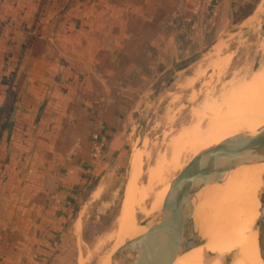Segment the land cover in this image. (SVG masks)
<instances>
[{"label": "crops", "instance_id": "0c3cea01", "mask_svg": "<svg viewBox=\"0 0 264 264\" xmlns=\"http://www.w3.org/2000/svg\"><path fill=\"white\" fill-rule=\"evenodd\" d=\"M250 3L0 0V264H73L84 211L124 171L136 105Z\"/></svg>", "mask_w": 264, "mask_h": 264}, {"label": "rangeland", "instance_id": "374dc122", "mask_svg": "<svg viewBox=\"0 0 264 264\" xmlns=\"http://www.w3.org/2000/svg\"><path fill=\"white\" fill-rule=\"evenodd\" d=\"M251 10L252 13L246 19L233 20V23L218 29V33L207 36L200 50L187 53L172 69L158 76L150 89L152 95L144 97L136 105L129 127L130 146L124 171L116 187L111 189L110 196L94 200L84 211L81 231L75 236L73 264H116L112 257L129 241L124 238L121 240L123 243L116 242L115 233L126 184L132 171L131 156L137 159V188L148 185L150 174L155 177L160 174L163 183L169 181L170 184L196 153L185 147L179 148V141L184 140L179 138L180 131L183 133L182 129H185L189 132L195 123L205 129L211 121L210 117L213 118L221 107V93L231 83L244 84L249 90L252 89L258 70L264 69V0H252V3L242 5L238 15ZM229 130V134L237 131ZM211 146L200 148L198 153ZM167 148H170L169 151ZM157 162H160L159 165ZM160 188L152 186L150 191ZM263 189L264 185L259 198ZM149 192L139 200V204L147 210L152 202ZM135 217L140 227L147 225L148 229L153 224L151 218L140 213L137 208ZM193 228L199 230V226ZM255 228L258 231L257 220ZM230 260V257L222 256L220 264H230Z\"/></svg>", "mask_w": 264, "mask_h": 264}, {"label": "bare ground", "instance_id": "6f19581e", "mask_svg": "<svg viewBox=\"0 0 264 264\" xmlns=\"http://www.w3.org/2000/svg\"><path fill=\"white\" fill-rule=\"evenodd\" d=\"M221 95V107L213 118L210 117L211 121L205 129H201L198 123H195L189 132L185 129H182L183 133L180 131L179 138L184 140L175 138L177 141L180 140L179 148L195 150L196 156L200 148L210 145L213 147L238 134L255 136L264 127V69L258 70L252 89L249 90L244 84L231 83ZM229 129L237 131L229 134L228 132H231ZM135 157L131 156L132 171L116 222V242H122L124 238L133 239L147 231V225L138 226L135 220V208L150 217L151 224L159 222L162 203L175 180L174 178L170 184L169 181L165 184L160 174L156 177L150 174L148 185L146 184L145 188H137L138 170H136ZM166 164L170 163L166 162ZM263 185L264 162L244 164L241 160L234 170L223 175L219 183L205 185L199 189L191 202L192 216L186 229L187 232L191 229L196 233V245L191 249L177 252L169 264H220L222 256L230 257V264H263L257 246L258 231L255 228V222L260 215L259 194ZM152 186L161 188L150 191ZM148 192L152 202L147 210L139 204V200H142L141 198ZM195 226H199L198 231L194 230ZM75 229H78V225ZM203 242L205 243L200 246Z\"/></svg>", "mask_w": 264, "mask_h": 264}, {"label": "water", "instance_id": "95a60500", "mask_svg": "<svg viewBox=\"0 0 264 264\" xmlns=\"http://www.w3.org/2000/svg\"><path fill=\"white\" fill-rule=\"evenodd\" d=\"M241 160L244 164L264 162V127L255 136L234 135L194 156L175 177L159 222L120 247L112 260L116 264H169L180 250L195 247L196 233L186 230L194 195L205 185L219 183ZM260 202L257 246L264 264V189Z\"/></svg>", "mask_w": 264, "mask_h": 264}]
</instances>
